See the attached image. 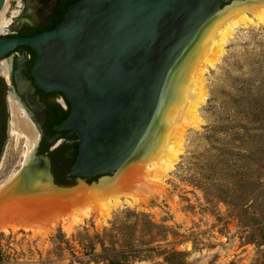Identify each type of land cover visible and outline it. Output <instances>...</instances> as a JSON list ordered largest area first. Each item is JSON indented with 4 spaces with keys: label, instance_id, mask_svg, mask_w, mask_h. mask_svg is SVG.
<instances>
[{
    "label": "rangeland",
    "instance_id": "rangeland-1",
    "mask_svg": "<svg viewBox=\"0 0 264 264\" xmlns=\"http://www.w3.org/2000/svg\"><path fill=\"white\" fill-rule=\"evenodd\" d=\"M7 1L4 17L9 19L18 2ZM204 80L200 123L185 131L179 160L151 181L150 195L116 207L105 217L92 215L70 231L61 226L46 235L0 231L2 264H78L77 259L87 260L80 255L78 234L86 230L90 237L102 236L112 224L122 228L115 235L118 246H142L149 237L143 224L134 227L135 219L127 211L145 214L161 228L149 246L157 250L141 254L131 264H264V26L237 30ZM24 145L25 141L10 139L0 165V187L18 172ZM142 163L141 157L134 158L117 178ZM100 180L90 185L105 181ZM44 194L34 193L17 203L42 201ZM59 230L68 244L56 240ZM103 241L109 247V239Z\"/></svg>",
    "mask_w": 264,
    "mask_h": 264
},
{
    "label": "water",
    "instance_id": "water-1",
    "mask_svg": "<svg viewBox=\"0 0 264 264\" xmlns=\"http://www.w3.org/2000/svg\"><path fill=\"white\" fill-rule=\"evenodd\" d=\"M19 1L18 23L40 11L55 14L38 0ZM246 1L77 0L51 30L1 35L0 63L19 48L33 51L35 86L62 94L69 105L54 129L80 141L68 175L90 185L87 180L113 177L141 154L173 75L203 30L226 7ZM5 3L0 0V12ZM8 31L19 34L14 24ZM2 124L0 102V138Z\"/></svg>",
    "mask_w": 264,
    "mask_h": 264
},
{
    "label": "bare ground",
    "instance_id": "bare-ground-1",
    "mask_svg": "<svg viewBox=\"0 0 264 264\" xmlns=\"http://www.w3.org/2000/svg\"><path fill=\"white\" fill-rule=\"evenodd\" d=\"M7 2L6 0L0 12V34L6 31L14 18L21 15V4L18 1L11 17L6 19ZM260 25L264 26V0L234 2L207 25L192 51L173 75L160 116L141 148L139 157L143 159V163L137 168L124 174L122 178L118 179L117 174L113 178L104 177L101 179L105 181L97 186H78L64 195L45 193L47 197L38 202L17 203L24 197L41 191L22 192L19 196L1 199L0 231L46 235L58 226L70 231L92 215L105 217L112 209L137 203L143 195L151 194V181H156L169 172L179 160L185 131L200 123L199 108L206 98L204 75L208 68H213L220 60L227 43L237 30ZM5 71L6 66L0 63V72L7 79ZM9 105L12 113L16 103L9 99ZM13 115L15 116L14 112ZM28 130L30 129L26 130L27 133L17 130L14 136L17 142L25 139L24 163L28 161L34 145ZM1 191L0 189V195ZM108 191L111 192L107 193ZM14 203L17 204L13 205Z\"/></svg>",
    "mask_w": 264,
    "mask_h": 264
},
{
    "label": "flooded vegetation",
    "instance_id": "flooded-vegetation-1",
    "mask_svg": "<svg viewBox=\"0 0 264 264\" xmlns=\"http://www.w3.org/2000/svg\"><path fill=\"white\" fill-rule=\"evenodd\" d=\"M38 1L37 3L42 9H51L55 13L62 3L70 0ZM21 5L20 9H23V3ZM46 16L49 15L40 11L31 21L23 19L25 21L18 23V21L13 20L5 32L10 36H23L21 35L22 31L25 34H32L45 28L55 17V14L49 16L48 19H45ZM13 24L19 30L17 35L8 33L7 29H10ZM23 37L29 36L24 35ZM4 61L5 73L8 74V78L6 79L4 73L0 72V102L3 118L0 138V165L4 164L7 146L10 139H14L17 130L27 133L26 130L30 129L28 132L31 133L34 145L26 163H24L25 156L23 157L18 172L11 177L15 176L13 180L10 182V178L4 186L1 185L0 200L1 197L6 199L14 194L19 196L22 192L41 191L48 193V195L67 194L81 183L80 179L71 178L68 175L76 161L80 141L75 134L69 131L57 132L54 128L66 119L69 113V105L62 94L57 92L44 93L35 86L31 77V69L35 61L33 51L27 48H19ZM9 99L16 103L13 106L15 116L13 112L10 113L12 110ZM28 126L29 128H26ZM35 137L37 138L35 139ZM21 141L23 143L25 139ZM94 180H87L86 183L90 184ZM5 190L8 192L6 195L3 194Z\"/></svg>",
    "mask_w": 264,
    "mask_h": 264
},
{
    "label": "trees",
    "instance_id": "trees-1",
    "mask_svg": "<svg viewBox=\"0 0 264 264\" xmlns=\"http://www.w3.org/2000/svg\"><path fill=\"white\" fill-rule=\"evenodd\" d=\"M76 1L77 0H70L62 3L60 8L55 12V17L48 23L45 28L35 31L32 34H25L24 31H22L21 35L31 37L43 31L55 28L56 25L61 22L67 7ZM126 214L134 217V227H136V225L138 224H143L142 227L144 229V232L149 237L148 241H142V246H134L132 244H121L118 246L117 244L119 241H117L115 235H119L122 231V228L116 227L114 224H112L111 230H104L102 236L95 235L93 237H90L88 235V232L84 230V234H78L79 239L77 241V245L81 250V257H87V260L85 259L84 261V259H77L78 264H131L134 260L138 259L141 254L155 252L157 250L155 247L149 246H151L155 238L158 236L161 228L158 225L154 224L145 214H135L131 211H127ZM261 232L264 233V230L262 229ZM2 236L3 234H0V238ZM55 238L61 244H68V241L65 240V236L61 233L60 230L58 231ZM104 238L109 239V241H107L109 247L105 246L103 241ZM262 238H264V235H262ZM97 246H99L100 248L99 252H96ZM173 255L176 256L177 254L173 253L172 256ZM2 262L3 257L2 253L0 252V264H2Z\"/></svg>",
    "mask_w": 264,
    "mask_h": 264
},
{
    "label": "built area",
    "instance_id": "built-area-1",
    "mask_svg": "<svg viewBox=\"0 0 264 264\" xmlns=\"http://www.w3.org/2000/svg\"><path fill=\"white\" fill-rule=\"evenodd\" d=\"M13 3H17V1H16V0H13ZM7 32H8V31H7ZM8 33H9V32H8ZM4 34H7V33L4 32L3 35H4Z\"/></svg>",
    "mask_w": 264,
    "mask_h": 264
}]
</instances>
